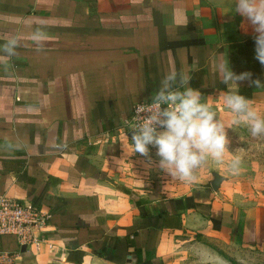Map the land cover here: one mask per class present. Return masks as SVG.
Returning <instances> with one entry per match:
<instances>
[{
	"label": "crops",
	"instance_id": "crops-1",
	"mask_svg": "<svg viewBox=\"0 0 264 264\" xmlns=\"http://www.w3.org/2000/svg\"><path fill=\"white\" fill-rule=\"evenodd\" d=\"M254 35L235 0H0V195L48 215L25 251L13 235L0 250H20L14 264H264V197L178 192L122 128L169 71L229 122L220 68ZM248 99L264 112V87Z\"/></svg>",
	"mask_w": 264,
	"mask_h": 264
},
{
	"label": "clouds",
	"instance_id": "clouds-1",
	"mask_svg": "<svg viewBox=\"0 0 264 264\" xmlns=\"http://www.w3.org/2000/svg\"><path fill=\"white\" fill-rule=\"evenodd\" d=\"M235 12L251 26L255 40V57L264 66V0H235ZM33 39L40 41L37 33ZM18 40L9 39L3 51L12 56ZM221 83L228 86L223 97L225 107L232 113L230 123L221 119L213 106L204 101L199 89L190 86L186 72L169 71L160 80V86L147 107L137 109L138 122L131 128L129 155L148 158L149 164L168 174L173 180L193 183L198 171L211 159L216 164L225 162L229 151L228 130L245 126L253 137L264 136V115L240 93V82L264 87V81L253 79L251 72L239 74L228 63L220 68ZM128 137V136H127ZM150 146L156 149L158 162L150 156ZM240 159L235 158L229 170L239 171Z\"/></svg>",
	"mask_w": 264,
	"mask_h": 264
},
{
	"label": "rangeland",
	"instance_id": "rangeland-1",
	"mask_svg": "<svg viewBox=\"0 0 264 264\" xmlns=\"http://www.w3.org/2000/svg\"><path fill=\"white\" fill-rule=\"evenodd\" d=\"M264 115V112H260ZM221 115L228 119L232 113L222 110ZM229 151L225 154V162L216 164L211 159L197 173V180L193 183L181 182L185 185L176 186V191L183 192L204 186H211V183L218 175L221 182L218 191L221 190L227 197L241 200L243 204H255L264 197V136L253 137L245 126H235L228 130ZM235 158L240 159L239 171L233 174L229 170L231 161ZM243 200V201H242ZM264 200V199H263ZM253 255L257 256L256 261L264 262V255L257 254L252 249ZM261 258V260H260Z\"/></svg>",
	"mask_w": 264,
	"mask_h": 264
},
{
	"label": "built area",
	"instance_id": "built-area-1",
	"mask_svg": "<svg viewBox=\"0 0 264 264\" xmlns=\"http://www.w3.org/2000/svg\"><path fill=\"white\" fill-rule=\"evenodd\" d=\"M152 100H145L136 103L131 112L124 118L122 128L127 133L139 120L137 109L150 106ZM48 215L41 209L27 204L8 194L0 195V237L3 235H13L19 246H28L35 242L36 231L46 226ZM20 250L9 251L0 250V264H14L16 256Z\"/></svg>",
	"mask_w": 264,
	"mask_h": 264
},
{
	"label": "trees",
	"instance_id": "trees-1",
	"mask_svg": "<svg viewBox=\"0 0 264 264\" xmlns=\"http://www.w3.org/2000/svg\"><path fill=\"white\" fill-rule=\"evenodd\" d=\"M231 67L232 71L239 73L248 67L252 71V78H259L264 81L263 72L259 66V61L255 57V40L248 38L242 43H235L231 48ZM263 87L245 86L240 88V93L246 97H251L252 92Z\"/></svg>",
	"mask_w": 264,
	"mask_h": 264
},
{
	"label": "water",
	"instance_id": "water-1",
	"mask_svg": "<svg viewBox=\"0 0 264 264\" xmlns=\"http://www.w3.org/2000/svg\"><path fill=\"white\" fill-rule=\"evenodd\" d=\"M131 133H130V135H131ZM220 182H221V177L217 175L215 177V180L212 182V187H213L214 190L218 189V186H219ZM22 250L25 251L26 250V246H22Z\"/></svg>",
	"mask_w": 264,
	"mask_h": 264
}]
</instances>
